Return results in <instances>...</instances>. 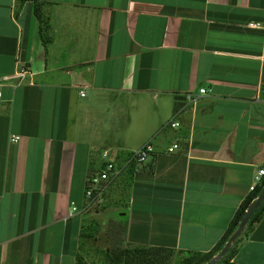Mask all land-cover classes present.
Returning a JSON list of instances; mask_svg holds the SVG:
<instances>
[{
  "label": "crops",
  "instance_id": "0c3cea01",
  "mask_svg": "<svg viewBox=\"0 0 264 264\" xmlns=\"http://www.w3.org/2000/svg\"><path fill=\"white\" fill-rule=\"evenodd\" d=\"M37 1L46 47L34 2L0 0V264H75L87 177L145 143L95 214L125 246L211 250L264 167V0ZM227 259L264 264V215Z\"/></svg>",
  "mask_w": 264,
  "mask_h": 264
},
{
  "label": "trees",
  "instance_id": "16d2710c",
  "mask_svg": "<svg viewBox=\"0 0 264 264\" xmlns=\"http://www.w3.org/2000/svg\"><path fill=\"white\" fill-rule=\"evenodd\" d=\"M19 2L33 1L34 2V14L39 22V34L43 46L46 47L50 42L51 38L49 36L50 25L49 17L47 14L41 12V2L37 0H18ZM264 188V176L261 184L257 185L254 190L250 191L244 199L239 204L233 217L229 221L227 228L222 234L219 241L213 246L208 252H186L187 256L183 260V264H206L210 261L224 246L227 240L230 238L234 230L237 228L239 222L244 216L245 212L252 204V202L257 198L261 190ZM264 215V199L252 214L248 223L246 224L244 230L240 235L232 242V245L228 251L214 264H232L228 261L227 256L232 252L234 244L242 238L246 230L249 229L253 224L257 223ZM89 229L97 230V223L90 224ZM174 250L171 248H164L158 246H148V247H133V248H121L112 249L105 251L102 261L105 264H169V258L172 256ZM75 264H86L82 257L76 256Z\"/></svg>",
  "mask_w": 264,
  "mask_h": 264
},
{
  "label": "built area",
  "instance_id": "2783aa9c",
  "mask_svg": "<svg viewBox=\"0 0 264 264\" xmlns=\"http://www.w3.org/2000/svg\"><path fill=\"white\" fill-rule=\"evenodd\" d=\"M252 26H256L257 24H251ZM28 70L24 67H20L17 71L14 72V76L18 79H23L27 76ZM7 76L1 77V80H6ZM207 93L206 89L204 87L199 88L198 94H185V99L187 101L194 102L199 96L205 95ZM1 95L2 92L0 91V102H1ZM170 126L175 127L179 125V122L177 120L169 121L168 122ZM19 139L18 136H13L11 140L13 142H17ZM178 148V144L175 142L171 144L167 148L169 152L175 150ZM153 146L150 143H145L141 145L139 148L133 150L129 156L126 157V160L124 161L123 165H117L115 164L114 160H111L107 156V152L104 151L102 153V157L104 158L103 164L101 167L96 171L90 174L87 177L86 183H85V190H84V197H85V205L84 207L90 206L93 203H99L103 197L104 193L107 190V188L118 178L120 173L123 170V167L132 163H142L144 162L149 155L153 153ZM264 176V167H261L258 169V171L255 173L253 177V182L248 187L249 192L254 190V188L261 184ZM74 209V207H73Z\"/></svg>",
  "mask_w": 264,
  "mask_h": 264
},
{
  "label": "rangeland",
  "instance_id": "374dc122",
  "mask_svg": "<svg viewBox=\"0 0 264 264\" xmlns=\"http://www.w3.org/2000/svg\"><path fill=\"white\" fill-rule=\"evenodd\" d=\"M119 194L120 195H110L107 201L103 198L99 203H95L96 205L93 203L90 206L83 207V230L80 235L79 253L77 256L82 257L86 264H105L102 261L105 251L121 248H133L132 246H125L123 244L122 238L115 232L113 223H107L95 214L104 210L107 204L112 203L115 205V202L119 199L117 196H122V198H120L122 200L124 198L122 189L119 191ZM93 223H97L98 227L96 231L95 229L91 230L89 229L90 227H88ZM186 256L187 253L182 255L179 252L174 251L168 260L169 264H183V260Z\"/></svg>",
  "mask_w": 264,
  "mask_h": 264
},
{
  "label": "water",
  "instance_id": "95a60500",
  "mask_svg": "<svg viewBox=\"0 0 264 264\" xmlns=\"http://www.w3.org/2000/svg\"><path fill=\"white\" fill-rule=\"evenodd\" d=\"M264 199V188L261 190L257 198L252 202V204L249 206L247 211L245 212L244 216L242 217L241 221L239 222L237 228L234 230L230 238L227 240V242L224 244L223 248L206 264H214L217 262L230 248L232 245V242L240 235V233L245 228L246 224L248 223V220L252 216V214L256 211L262 200Z\"/></svg>",
  "mask_w": 264,
  "mask_h": 264
}]
</instances>
